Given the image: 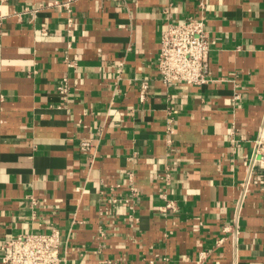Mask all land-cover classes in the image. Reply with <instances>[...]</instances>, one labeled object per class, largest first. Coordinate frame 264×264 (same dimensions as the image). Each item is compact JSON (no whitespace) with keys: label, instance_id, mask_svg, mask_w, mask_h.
Instances as JSON below:
<instances>
[{"label":"crops","instance_id":"crops-1","mask_svg":"<svg viewBox=\"0 0 264 264\" xmlns=\"http://www.w3.org/2000/svg\"><path fill=\"white\" fill-rule=\"evenodd\" d=\"M66 2L0 0V257L57 227L60 264H264V0ZM191 16L212 80L167 85L162 32Z\"/></svg>","mask_w":264,"mask_h":264},{"label":"built area","instance_id":"built-area-1","mask_svg":"<svg viewBox=\"0 0 264 264\" xmlns=\"http://www.w3.org/2000/svg\"><path fill=\"white\" fill-rule=\"evenodd\" d=\"M65 3L69 7L70 2ZM74 19L69 17V25ZM211 36L206 29V21L203 16H191L182 21H174L163 30L156 68L159 79L167 84L185 83L188 85H203L212 80L211 73ZM141 98L147 95L148 82L141 84ZM60 91H68V83L65 80L60 85ZM83 150H89L91 139H84L81 143ZM251 169L264 171V129L260 131L256 140V146L249 158ZM123 188H110L109 200L112 202L129 203L132 198L138 196L139 191L134 184H129V195L122 197L119 192ZM166 203L162 210L176 207L174 200L168 199L164 194ZM223 238L218 239V243ZM62 243L61 230L57 227L44 232H27L17 237L9 238L2 244L0 261L2 264H60L62 257L60 247ZM208 250L201 251L199 263L205 260ZM166 262L170 257L155 256L150 259V264H156L157 260Z\"/></svg>","mask_w":264,"mask_h":264}]
</instances>
